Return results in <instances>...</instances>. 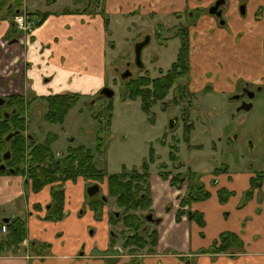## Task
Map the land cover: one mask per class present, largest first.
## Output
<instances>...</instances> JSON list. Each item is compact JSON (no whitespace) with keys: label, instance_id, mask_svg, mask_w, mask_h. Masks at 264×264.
Returning <instances> with one entry per match:
<instances>
[{"label":"crops","instance_id":"1","mask_svg":"<svg viewBox=\"0 0 264 264\" xmlns=\"http://www.w3.org/2000/svg\"><path fill=\"white\" fill-rule=\"evenodd\" d=\"M82 1L84 0H22L20 8L11 3L9 7L16 8L17 14L21 9L24 12L39 10L49 13L41 26L28 31L24 40H21L23 33L18 32L17 25L13 24L15 16L0 20V41L5 37L10 39H6L9 41V46L5 47L7 50L0 47V87L3 86V81L8 85L5 90H0L3 92L0 93H17L26 99L38 97L36 100L41 106L40 109L42 108L41 126L47 132L52 129L43 121L46 103L39 97L69 91L81 92L84 95L93 94L96 92L94 89L102 85L104 77L107 76L109 40L107 41L106 37L104 17L97 10L90 13L81 11L82 8L77 7V3ZM93 1L98 0H85L90 5ZM214 1L104 0L103 7L107 14L116 20L127 18V22L128 19L160 16L165 20L174 18L178 24V19L184 17V11L192 13V10L197 8H208ZM243 4L245 13L241 11ZM49 5L53 8H48ZM223 5L224 24H220L216 17L204 14L196 26L191 27V56L194 55V48L196 51L203 45L206 53L212 56V61L216 66L219 65L217 71L224 72L222 74L225 79L231 81L230 85L236 89L237 81L243 79V74L249 78L248 76L255 72L253 70L257 63L259 67L256 69L264 76V0H225ZM71 9H79L80 12H69ZM165 20L156 22L162 26H157L153 34L160 36L161 31H166L164 25L170 23V20ZM194 40H197L196 43ZM249 49L256 50L258 60L247 58L244 52ZM220 53L225 54L222 57ZM226 54L230 55V58L226 57ZM222 59L226 60L221 62ZM231 76L239 77L234 81ZM244 78L247 81V78ZM76 116L77 119L70 112L67 115L64 125L67 132H71L68 128L72 125L77 130L83 129L80 119L84 116H88L92 122L96 121L93 115H86L83 108L77 109ZM71 118L72 125L68 126ZM53 126L59 130L56 132L59 138L64 130L58 125ZM32 131L35 134V131ZM70 135L72 141L69 140L65 147L61 146L62 149L57 148L60 143H54L56 152H64L69 145L90 146L85 140ZM70 135L64 136L68 138ZM37 137L41 141L45 138L38 134ZM190 146L196 147L192 144ZM213 149L217 152L218 146ZM157 161L151 164L154 165ZM180 161L187 165L184 160ZM166 163L169 165L167 170L177 171L170 161ZM192 168L201 174L206 188L213 189L207 200L191 204L192 211L203 214L204 225L190 220L187 214L182 215L180 220L176 219L180 199L186 189H176L171 186L169 180L158 174V169L152 172L150 170L154 217L160 220L156 225L159 239L155 251L148 254L140 251L128 254L122 248V258L112 264H184L185 258L194 259L193 264H264V221L261 219L263 216H260L264 210V182L261 188L255 189L252 198L242 204L244 193L249 189L252 178V172L245 166L232 170L228 165L221 167L219 173H201L199 168ZM52 185H46L40 191L34 192L31 182H27L23 176H0V216L16 214L26 216L27 219L28 237L23 249L29 248L27 243L30 240L50 244L48 254L29 256V251L24 250L18 256H0V264H111L104 258L91 256L90 253L95 248H112L110 239L113 236V228L109 219L114 205L113 198L111 205L103 208V214L97 220L95 212L86 203L89 182L84 177L67 180L64 184L66 215L62 220L50 221L44 217L52 199ZM99 185L103 194L107 195V178ZM221 188L233 192L224 203L219 199L218 191ZM35 204H40L41 207L35 209ZM169 204L173 207L167 210ZM242 220H251L246 223L245 229L241 227ZM254 221L258 225L256 228L253 227ZM240 229H243L242 233L251 230L250 238L253 242L246 243L244 240V253L235 257L227 254L212 256L198 253L200 249L209 247L221 233L233 231L240 234ZM117 246L123 247L119 242Z\"/></svg>","mask_w":264,"mask_h":264},{"label":"rangeland","instance_id":"2","mask_svg":"<svg viewBox=\"0 0 264 264\" xmlns=\"http://www.w3.org/2000/svg\"><path fill=\"white\" fill-rule=\"evenodd\" d=\"M103 2L104 0H98V3L93 1L90 5L84 0L77 3V7H81V11L90 13L97 10L98 13L103 14ZM48 8L52 9L53 7L49 5ZM77 11L80 12L79 9H77ZM104 12L107 13L106 9ZM207 14L210 15L209 13ZM108 17L109 25L106 29L107 41L109 40L107 76L103 79L104 83L94 89L96 92L93 94L88 93V95H84L81 92L71 91L79 93L82 96L73 108L70 109V113L72 116L74 115L75 119H77L78 116H76L78 108H83L86 115L94 116L99 112L101 113L107 104L105 96L101 94L102 88L109 86L115 91V96L112 99L108 98L109 101L112 100L114 103L110 131L106 130L101 134V136L107 139V152L104 158H102L101 163L109 173L120 172L123 166L140 169L145 159L149 158L151 148H154L155 158L158 161L154 165L150 163V170L152 172L158 169L160 172L163 168L161 169L159 164L170 161L169 144L177 143V139L179 141L178 147L180 151L178 154L180 159L187 163V165L183 164L184 166L182 168H175L177 171H183L188 167L194 170L192 167L195 166L201 170V173H214L215 171L219 173L221 167L224 168L228 165L232 170L245 166L247 170L252 172V175H250L251 177L259 171H264V76L259 74L258 69H256L259 67L258 63L253 70V72H255L252 74L250 73L251 75L248 76L249 78L243 73V79L240 78L238 81L236 79L239 76L230 77L234 81H237V83H240L239 89H235L234 86L230 85L231 81L225 79V76L222 74L224 72L217 71L219 65L216 66V63L212 61V56L210 53H206L207 50H205L203 45H201L199 49L197 48L196 51L194 48V55L191 56V50L193 48L191 41L190 59L192 71L190 79L188 77L179 78L170 88L169 94L164 102L154 104L151 108V114H148L143 109L140 98L136 100L122 99V91L120 89L123 83L129 78L138 77L139 75H145L147 73L155 78L163 75V73L165 74L169 70L172 63L176 61L181 44L178 34L176 35L178 28L177 21L169 17L168 20H170V23L167 22L164 25L166 31H161L159 36V34L153 33L156 31L155 29L157 26H162L156 22L165 20L160 16L154 18H139V20L135 18L128 19L129 21L127 20V22H125L127 18L116 20L109 15ZM28 21L30 23L29 30L36 27L34 21H31L29 18ZM192 26L195 27L196 24H192ZM149 34H151V42L145 46L141 52L140 65L143 64V66L140 67L136 61V46L138 42L142 41V39ZM196 41L197 40H194V43H196ZM7 46H9V43H7ZM5 47L1 46L2 49H6ZM244 53L247 54L248 59L252 57L255 58V60L259 59V55L255 49H249ZM224 54L225 53H222L221 56L223 57ZM227 56L230 58V55L226 54V57ZM225 60L226 59H222L221 62ZM125 72H129L130 76L123 77L122 75ZM244 77L247 78V81L251 82L249 87L253 90L255 89L254 91L256 94L251 100L253 107L250 110L238 111L237 108L240 106L241 101L234 99L233 95L243 90V86L246 84ZM179 84H190L192 86V93L195 94L192 95L191 102L184 101L181 98L180 89L177 88ZM256 85H260L261 89L255 88ZM0 90L5 89L1 86ZM1 93L0 97H4ZM85 101L89 102L90 109L85 107ZM92 101H94V104H92ZM40 107V105L32 106L29 112L25 110V114L30 118L31 129L37 132L40 137L44 138L47 131L42 128L41 125L39 126L42 110ZM185 116L187 122L193 121L195 124L189 143L186 142L183 137L185 122L183 117ZM87 117L88 116H84L80 119V122H82L84 126V128L80 130H77L75 126L72 125L71 120L73 117L69 120L68 126H72L68 129L71 132H67L65 127H63V134H60L61 136H59L56 141V143H60V146L58 145L57 147L58 149H62L61 146H66L67 142L72 138L70 134L77 136L81 140H85L91 147L95 146L99 122L97 120L92 122V120ZM171 121H173L172 124ZM93 123L95 126H93ZM47 125L51 127L52 131L59 132L56 126ZM65 134L70 136L66 138V136H64ZM190 144L196 145V147L191 148L192 146H190ZM197 146L201 147L198 148ZM214 146H218L217 152L213 149ZM223 171H225V169H223ZM89 185L91 184L89 183ZM151 186L152 184L150 183V188ZM182 187L186 189V185ZM182 187L175 188L182 189ZM212 187L214 188L215 185ZM207 190L213 191L212 188ZM102 195L103 192L101 188L100 196ZM205 200L207 199L199 202ZM113 204L112 207L114 209L121 210L117 206L115 200ZM172 207L173 205L169 204L167 210H170ZM139 213L143 215L149 214L154 217L153 199L152 209L150 208L149 210ZM260 216H263L261 219L264 221V210ZM194 221L199 223L197 220ZM250 221L251 220H242L241 227L245 229V227H247L246 223ZM152 222L153 220L148 223V228L150 230L156 228V225ZM253 227H258L255 221ZM243 229H240V234L237 232L234 233L239 235L243 243L245 240L246 243L248 241L252 244L253 242L250 238L251 230L242 233ZM127 232L128 230L122 223H118L113 227V234L116 236L117 244L119 242L122 246ZM148 239L151 241L149 237ZM30 241H28L27 244L29 246ZM262 249H264V247ZM243 250L242 253L245 252V243ZM140 253L148 254V247L141 250Z\"/></svg>","mask_w":264,"mask_h":264},{"label":"trees","instance_id":"3","mask_svg":"<svg viewBox=\"0 0 264 264\" xmlns=\"http://www.w3.org/2000/svg\"><path fill=\"white\" fill-rule=\"evenodd\" d=\"M15 5L20 8L22 0H0V20L8 19L16 16V8L9 7ZM98 3V1L96 2ZM69 12H78L77 10H68ZM20 14L25 15L31 21H34L36 27H39L46 20L49 13L35 10L33 12H24L22 9ZM105 27L109 25L108 14L102 8ZM12 15V16H10ZM15 24V21H13ZM19 32V30H18ZM180 38L181 44L178 50L177 58L172 63L169 70L158 77H151L149 73L139 75L127 79L121 89L122 99L136 100L141 99L142 107L146 113L151 114V108L157 102H164L169 94L172 85L179 78L188 77L191 74V59H190V33L183 28L178 29L176 35ZM17 39V38H16ZM181 98L184 101L191 102L192 93L189 84H179ZM17 103L22 101L23 111L25 113V99L19 95ZM81 94L68 92L56 93L40 97L47 102V110L44 114V120L49 124L63 125L70 109L81 98ZM103 111L95 114L96 120L99 122V130L97 141L94 147L85 144L69 145L61 155H57L54 150V143L58 140V134L50 131L41 142H35L32 145H27L25 135L15 136L13 140V158L7 162L9 167H14L16 173H22L26 180L31 182L32 190L38 192L46 185L53 184L51 190L50 207L44 217L46 220L59 221L62 220L66 213L65 209V188L64 184L67 180H76L78 177H84L90 184L101 183L107 178L108 194L107 199H104L100 194L90 197L86 194V203L95 212L97 219L101 218L103 208L107 204L109 197L114 198L117 206L121 209V216H110L112 228L118 223H122L128 230V234L124 237L122 246L127 250L128 254H135L144 248L148 247L149 253L155 251V246L158 241V230L148 228V220L146 215L139 212L152 209V195L150 188V163L155 162V150L151 148L149 158L146 159L140 169L128 168L123 166L120 172L109 173L101 163L102 158L106 155L107 139L101 134L108 130L113 119V101L109 99ZM186 113V111H185ZM184 122V140L190 142L191 133L194 130L195 124L193 121L187 122L186 116L183 117ZM21 123V121H19ZM22 129L26 130V122H23ZM5 132L3 127H0V140ZM169 144V160L174 168H182L184 165L180 161L178 155L179 141ZM0 148V162L2 161ZM23 162L22 166H16V160ZM162 169L159 175L169 180L171 186L180 188L186 185V192L181 197L180 208L177 211V220L181 219L184 214L188 215L190 220H197L201 225H204V217L201 212L192 211L190 206L193 202L201 201L210 197V191L201 180V174L192 170L190 167L183 171L167 170V163L159 164ZM9 173V171H6ZM264 182V171L257 172L250 181L249 189L244 193V204L252 198L255 189L261 188ZM219 199L224 202L233 192L226 188H221L218 191ZM36 209L40 208V204L34 205ZM157 224V223H156ZM155 224V225H156ZM3 226H6V231L3 233ZM111 244H116V236L112 233ZM28 237V226L26 216H16L10 218L6 223L0 220V256H18L24 252L23 242ZM151 239V241L148 239ZM244 243L242 239L233 231H225L221 233L209 247L202 248L198 253L210 254L217 256L219 254H229L231 257L242 253ZM50 244L33 240L26 252L30 254L45 255L49 253ZM184 264H193L194 259H183Z\"/></svg>","mask_w":264,"mask_h":264},{"label":"flooded vegetation","instance_id":"4","mask_svg":"<svg viewBox=\"0 0 264 264\" xmlns=\"http://www.w3.org/2000/svg\"><path fill=\"white\" fill-rule=\"evenodd\" d=\"M216 1L217 0H215L208 8H197L196 10H192V13L190 11H184V13H183L184 17L178 19V28H177V31H178V29L183 28L184 30H188L189 33H190V31H191L190 29L192 27V24H197V22L199 21V19H200V17L202 15L209 13L210 7L213 6L216 3ZM223 4L220 6V9L222 10V15L220 17H217L216 15L209 13L210 15L216 17L218 19V21L220 22V24H222L221 21H223V24L225 23V19H224L225 18V14H224V5ZM242 8H243L244 12L242 11ZM241 11L243 13H245V5L244 4L241 6ZM6 39L7 38L5 37V39H3L1 41H6ZM144 39H145V37L142 40H144ZM8 40H10V39H8ZM190 40H191V36H190ZM8 43H9V41H8ZM138 65L140 67L143 66V64L140 65V61H139V64ZM191 71H192V65H191ZM190 77H191V74H190ZM245 83L246 84H244L243 90L240 93H238V94H243L241 98H238V100H240L241 103H242L243 100H245V101H251L252 99H250L247 96V93L249 92V90H251V91H254L255 90V89L253 90L251 87H249V84H251V82L246 81ZM239 84H240L239 82L236 83L237 89H239L238 88L240 86ZM2 87L4 89L7 88L6 82L4 83V81H3V86ZM189 87L192 88V86L190 84H189ZM245 88L248 89L247 92H244V89ZM255 88H258L259 89V88H261V86L260 85H256ZM121 89H122V87H121ZM65 93H68V92H65ZM238 94H236V95H238ZM16 95H19V96H21L22 98L25 99L26 110L28 112L30 111V108L32 106H35V105H38L39 106L40 105V104H38L39 102L36 100V98H38V97L26 99L25 96H23V95H20V94H17V93L10 94L9 92H8V94L6 93L5 95H3L4 97H0V127H3L5 129V132L2 134V138L0 140V148L2 146H4L3 149L1 150L2 161L0 162V176H8V175L23 176L22 173H16V170H15L14 167H9L8 164H7V162L9 160H12V158H13V148H12V146H13V140H15V138H16L15 136H20V135L23 136V135H25L26 140H27V145H32L35 142H41V140H39L38 137H37V134L38 133L35 132V134H34L33 131H32V129H31V126H30V118H28L26 116V114L24 113V111H23L22 101L20 100L19 103L16 102V100L18 98ZM234 96L235 95H233V98H234ZM39 99H41V98L39 97ZM234 99H236V98H234ZM33 101L35 103H33ZM45 103H46V110H47V102L45 101ZM88 103H89L88 101H85V107L88 108V109H90V106H89ZM241 103H240V105H241ZM92 104H94V101H92ZM46 110H45V113H46ZM91 110H92V107H91ZM43 117H44V115H43ZM19 121H21V123H19ZM43 121L45 123H47L44 120V118H43ZM23 122H26V127L27 128H26L25 131L22 129ZM41 122H42V120L40 119L39 126L41 125ZM172 123H173V121H171V124ZM47 124H49V123H47ZM64 124L63 125H58V126L61 129H63L62 127H64ZM50 125L53 126V125H56V124H50ZM39 126H38V128H39ZM62 152L63 151H58V154L57 155H61ZM22 165H23V162L21 160H20V162H18V159H17L16 160V166H22ZM6 171H9V173H7ZM25 180H26V178H25ZM26 181L29 182L28 180H26ZM99 194H100V192H99ZM102 197L104 199H107L106 198V195H104V194L102 195ZM111 199H112L111 197L108 198L107 204L105 206L111 205V202H110ZM49 207H50V205L47 206V210H48ZM34 208H35V206H34ZM102 214H103V212H102ZM111 215H114V216H118L119 215V217H120L121 216V210H118V209H114L113 208L111 210V212H110V216ZM148 215L146 214V219L148 220V223H150L152 220H153V222H152L153 224H156L157 223L156 225H158L160 223V220L158 218L152 217V219H148ZM16 216H22V215H16V214H14V215H10V216H7V217L6 216H2V217L0 216V220L3 223H6V222H8L10 220V218H13V217H16ZM109 221H110V219H109ZM111 228H112V225H111ZM2 231H3V233L6 231V226H3ZM111 233H113V230L111 231ZM127 234H128V232H127ZM25 241H27V239ZM31 241H33V240H31ZM24 242H23V244H24ZM110 246L112 248L113 247H116L117 246V239H116V244L115 245H112L111 244V239H110ZM121 251H122V253L124 252V250H122V249H121ZM126 252H127V250H126ZM28 255L29 256H32L30 253ZM128 264H132V263H128Z\"/></svg>","mask_w":264,"mask_h":264},{"label":"water","instance_id":"5","mask_svg":"<svg viewBox=\"0 0 264 264\" xmlns=\"http://www.w3.org/2000/svg\"><path fill=\"white\" fill-rule=\"evenodd\" d=\"M224 0H217L216 3L210 7L209 9V13L216 15L217 17H220L222 15V10L220 9V6L224 3ZM242 11L244 12L243 8ZM221 23L223 24V21H221ZM151 41V36L148 35L145 37L144 40L140 41L137 43L136 46V61L139 64V61H141V52L143 50V48L145 46H147ZM130 76V73L125 72L123 74V77H128ZM261 89V88H260ZM248 89H244V92H247ZM101 94H103L105 97L112 99L115 96V91L110 88L109 86H105L102 88L101 90ZM243 94H238L235 95L234 98L238 99L241 98ZM247 96L250 99H253L255 96V92L249 90V92L247 93ZM253 107V103L252 101H245L243 100L241 105L237 108L238 111L240 110H250ZM100 192V185L98 183L95 184H91L88 186L87 188V194L92 197L95 194H98ZM148 219H152L151 215H148ZM91 256L94 257H101L104 258V260L107 263H116L119 262V260L122 258V251H121V247L116 246L113 248H108L105 250H99L97 248L93 249L90 253Z\"/></svg>","mask_w":264,"mask_h":264},{"label":"built area","instance_id":"6","mask_svg":"<svg viewBox=\"0 0 264 264\" xmlns=\"http://www.w3.org/2000/svg\"><path fill=\"white\" fill-rule=\"evenodd\" d=\"M15 21L17 23L18 29L23 33V38L21 40H24L27 32L30 29V23L26 20L24 15H17L15 17ZM7 43V41H2L1 46L5 47L7 46Z\"/></svg>","mask_w":264,"mask_h":264}]
</instances>
